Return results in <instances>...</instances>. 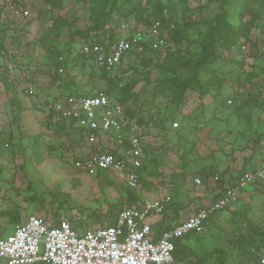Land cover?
<instances>
[{"label":"rangeland","instance_id":"1","mask_svg":"<svg viewBox=\"0 0 264 264\" xmlns=\"http://www.w3.org/2000/svg\"><path fill=\"white\" fill-rule=\"evenodd\" d=\"M239 1L245 7L242 14L225 0H34L30 18L14 22L12 27L9 22L0 23V51L14 45L18 34L15 29L19 26L30 25L36 33L35 39L25 33L26 38L15 46L20 59L28 61L21 66L28 68L31 79L13 84L0 77V113L6 115L2 124V137L6 139L0 140V236L12 234L14 224L30 214L41 215L48 223L68 218L83 231L111 224L119 207L126 205L125 182L115 173L101 171L97 176H88L75 169L72 151L63 143L73 139L83 144L78 128L70 130L67 140L35 115L38 123L43 121L45 126L39 127L40 133L25 119L23 130H18L16 122L21 109L17 104L22 99L27 105L22 110L41 113L49 98L60 90L83 94L104 88L106 81L99 78L90 63L81 68L79 56H71L73 44L83 39V32L97 26L117 27L127 17L142 22L160 19V5L173 9L165 27L171 47L164 57L154 53L150 65L137 72L135 85L139 95L137 110L146 117L157 115L158 123L163 124V128L160 125L154 129L159 134L151 139L154 151L147 165L150 189L145 188L147 193L144 192L153 197L172 193L179 210H186L194 200L201 199L211 187L206 175H216L217 171L215 166L203 164L208 152L214 147L226 149V144H236L238 133L235 127L220 132L217 138L208 137L210 127L225 129L224 117L235 108L242 124L249 119L247 124L252 128L258 125L255 120L260 113L264 114V102L259 100L264 90V55L259 53L264 45V0ZM225 9L233 25L260 15L250 34L254 38L243 43L250 44L248 49L243 50V44L217 46L216 42L211 64L200 72L206 92L200 94L196 85L191 86L195 83L171 87L170 82L177 75L183 79L191 76L186 70L174 71L176 59L201 56L206 21ZM175 29L179 33L175 34ZM7 30L15 34L9 36ZM175 47L178 52L172 51ZM65 59L68 66L56 64ZM72 60L76 62L74 66L70 65ZM58 66L65 69L62 78H56ZM228 100L232 104H227ZM175 122L179 127L174 128ZM188 176L201 177L204 182L189 186ZM198 201L194 207L201 208L203 203ZM17 213L20 217L14 221ZM257 228L264 229V184L218 213L203 234L186 241L191 249L187 262L172 264H264V236L256 233ZM228 250L231 255L224 258L223 252Z\"/></svg>","mask_w":264,"mask_h":264},{"label":"built area","instance_id":"2","mask_svg":"<svg viewBox=\"0 0 264 264\" xmlns=\"http://www.w3.org/2000/svg\"><path fill=\"white\" fill-rule=\"evenodd\" d=\"M30 15L24 3L0 0V23L7 16L14 22H21ZM78 43L80 46L74 45L73 56H84L97 74L103 71L109 77H116L118 88L127 79L125 69L139 64L147 50L159 52L164 57L171 47L159 19L149 22L134 18L122 20L115 29L92 31L88 39ZM242 48L246 50V46ZM259 53L264 55V46ZM0 55V77L13 84L31 79L30 73H21L20 56L15 48L3 49ZM58 71L63 73L65 69L60 67ZM29 88L33 93V87ZM77 92L60 91L44 105L52 124L71 122L87 140L89 149L74 158L75 169L91 176L101 171L115 173L129 189H142L144 147L151 134L156 133L154 124L140 123L138 115H128L126 106L104 88L95 90V94ZM231 103L228 100V104ZM173 126L177 128L179 123ZM195 183L199 185L202 181L196 178ZM259 184H264V157H259L255 169L244 171L233 185L221 189L207 206L161 232L152 219L164 214L173 200L171 193L123 208L113 225L83 231L77 230L68 218L52 225L41 215L30 214L14 226L12 234L0 236V264H172L179 240L190 233L204 232L205 222L212 215L230 207L249 187Z\"/></svg>","mask_w":264,"mask_h":264},{"label":"trees","instance_id":"3","mask_svg":"<svg viewBox=\"0 0 264 264\" xmlns=\"http://www.w3.org/2000/svg\"><path fill=\"white\" fill-rule=\"evenodd\" d=\"M225 2L230 3L231 6H235L236 8L235 7H233V8H235L236 13L242 14L244 12L243 10L245 9V7L242 3H240L239 0H225ZM159 10L161 13L159 20L161 21L162 31L165 33V35L167 36V38L170 41V37L168 36V33L165 32V27L168 23H170L171 17L169 16V13H172L173 9L168 7V5H160ZM229 16H230L229 11H227L225 9V11L223 13H219V14L215 15L213 18L208 19L206 21L207 30H206V33H205L203 39H202L204 47H203V52H202L201 56L200 57H190V58H184V57L182 58L181 57V58L176 59V61L174 62V71L175 72H179L182 70L189 71L191 73L190 78L183 79L180 77V75H177V77H175V79H173L170 82L171 87L178 88L179 86H183L182 84H184V83H187V84L195 83L191 86L196 85L198 87L197 91L200 94L205 93L206 88L203 87V84L200 80V72L204 67L211 64V62L213 60L212 56L216 53L215 50L212 49V47L215 46L216 42H217V44H216L217 46H225L226 44H236L237 46H241L243 43H245L249 39L254 38L253 35H250V34H251L252 29L257 26L258 18L260 17L259 14H254L253 16H251L248 19V21L240 22L237 25H233L229 21ZM128 19H131V18L127 17L124 20H128ZM135 19L139 22H142L140 19H137V18H135ZM155 19H158V18H155ZM149 21H150V19L145 21V22H149ZM106 28H114L115 29L116 26H114V25L111 27L106 26L104 28L102 26H97L90 31L87 30V31L83 32V36H84L83 39H88L90 36V33L92 31H102V30L104 31V30H106ZM174 31H176L175 34L179 33V30H177V29H175ZM174 31H172V32H174ZM171 38L178 41L177 36L172 35ZM79 41L80 40L76 41V43L73 44V46L78 44ZM249 45L250 44H243L241 47L246 46V49H248ZM73 49H74V47H73ZM175 50L177 52L179 51V49L178 48L176 49V47L172 51L175 52ZM154 53H159V52H153L150 49L147 50V52L145 53L144 57L141 59V62L139 64H132L125 69V73L127 74V79L125 81H123V86L121 88H118L119 81L116 79V77H111V76L109 77L107 75V73L103 72V71H102V73L98 74V76L101 80L106 79L104 90L106 92H108L109 94H115L116 95L117 99L122 104H124L126 106V111H127L128 115H130V116L138 115L140 123H143V124L152 123V124H154L155 129H156L160 125H161V128H163L162 121L160 123H158L160 120H159L157 115L153 114L151 116L146 117V116H144L143 113H140L139 110H137L136 99L139 97V95L135 91L136 81L138 80L136 77V74L138 71H141L142 69H144L145 67L150 65V63L152 62V57H153ZM71 56H73V54ZM66 59H67V57H66ZM66 59L60 63L57 61L56 64L60 65V66H62V65L68 66L67 62H65ZM71 59H73V58L71 57ZM79 59H80V61L83 62V63H81L82 64L81 68H84L85 64L86 63L88 64L87 59L82 55H79ZM74 60H76V59H74ZM74 60H72V63L70 64L71 66L75 65L76 62H74ZM59 68L60 67L58 66L56 69V72H55L56 78H62L61 76L63 75L62 73H60L58 71ZM92 69L96 72L94 67H92ZM95 93L96 92H94L92 94H95ZM67 123H68V125H74L71 122L69 123V122L63 121V122L59 123L57 126L63 127ZM158 134L159 133L156 132L154 136H156ZM153 149H154V147H151V141L144 148L145 153H146L145 158L147 161H146V163H144L143 167L141 168V171L143 170V172H145L147 170L148 161L151 160V152L154 151ZM243 172L244 171L240 172V174ZM141 179H142L144 188H146L147 190L150 189L148 187L149 181H147L146 178H144V177H142ZM217 183H219V185L223 186L220 178L217 180ZM262 185L263 184H259L257 187L251 189L250 191H255L259 186H262ZM125 189L127 191V197H126V203H125L126 205L119 207L118 211L116 212L115 217L118 215V212L120 210H122L123 208H129V207L136 206L139 204V202L141 200H143V194L142 193H140L138 191H133V190L129 189L127 186ZM171 204H169L167 206L166 210L172 206ZM221 211L216 212L214 215H212L205 222V228L208 226V224H210L212 222L213 218L218 213H220ZM19 217H20V213H17L14 221L19 219ZM62 219L63 218L55 219L54 221H52V225L58 224ZM114 222L115 221H113L111 224L101 225V226L113 225ZM18 223H21V221L15 223L14 226ZM75 228L80 231V229L77 227V225L75 226ZM160 229H166V227H162ZM203 233L204 232H202V233H190L185 238L179 240L176 243V250L174 252V262H176V261L177 262H185V261L187 262L190 254H191L190 253L191 249H190L189 245L186 243V241L192 239L193 237H197ZM256 233L261 235V237H263L264 236V229L257 228ZM230 255H231V250L223 252L224 258L230 257Z\"/></svg>","mask_w":264,"mask_h":264},{"label":"crops","instance_id":"4","mask_svg":"<svg viewBox=\"0 0 264 264\" xmlns=\"http://www.w3.org/2000/svg\"><path fill=\"white\" fill-rule=\"evenodd\" d=\"M17 1L24 3L31 11V2H33L34 0H17ZM7 22H9L8 25H10L11 27L14 24V21L11 20L8 16H7V19L1 23H7ZM26 26H23V27L19 26L18 28L15 29L18 32V34H17V37H15V42L13 40L14 45L10 44L15 49H16V47H15L16 43L18 46L19 45L18 42L20 43L21 38L22 39L26 38V36H24L25 33H26V35H28V37L30 39L36 38V33L32 32V27L30 25H26ZM21 28L22 29L24 28V29L22 30ZM7 33H8V30H7ZM8 34H9V36H13L15 33H12V31H11ZM10 38L13 39V37H10ZM19 56L21 58L20 53H19ZM22 60L23 59H20L21 65H23V64L26 65L28 63L27 60H23V61ZM21 68H22L23 72H28V73L30 72V71H27L28 68L23 69L22 66H21ZM60 91H58L57 93H59ZM57 93H55L52 97H54ZM22 95L25 97V95L23 93H22ZM33 97H35V96H33ZM52 97L49 98V100H51ZM46 100H48V99H46ZM46 100H44L43 102H46ZM259 100L261 102H264V90H263V97H262V99H259ZM20 102L22 103V105L20 104ZM20 102L17 104V108L21 109V111H20L21 116L19 119H17L18 122H16V123H18V125H17L18 130H23L22 128L25 125L23 122L24 119L29 124H31L32 129L39 128L41 125L47 124V125H49V128L52 129V131L54 130L57 133L63 134L64 136L62 138H67V140L70 138V130L72 128L76 127L79 129V127H77L76 125H68V123L65 126H63L64 128L61 126L54 125L48 120L46 113L44 112L45 110L44 111L41 110V113L40 112L39 113H37V112L32 113L31 110H27V109L22 110L21 107L22 106L27 107V105L25 104V101H22V99H20ZM227 104H228V102H227ZM13 107H15V105L12 106V108ZM262 107H264V106H262ZM6 110L7 109L5 107V111ZM236 110L238 111V108L237 109L235 108L234 112ZM234 112L229 113L226 117H224L225 121L227 122L225 129L215 130V128L212 126V127H210L211 131L209 130L207 133L208 137L217 138L218 136H220L219 135L220 132L225 131V130H230V129L234 130L235 127H236V131L238 132L237 138H236V144H232V143H229V145L226 144L225 145L226 149L221 148L219 146L214 147L213 149H211L208 152L209 157L203 161V164L206 167L210 165V166H215V168L217 169L216 175L207 176L205 173L206 178H208L209 184L211 185L210 189L206 193L201 195L202 196L201 199L198 198L196 201L194 200L193 204H191L189 206V208H187L186 210L177 209L178 206L176 204H174V202H178V201H177V199H174L173 194L171 193L172 197H173V200L171 203L173 204V206H171L169 209H167L164 212V214L161 215L160 217L152 219V221L154 222L153 223L154 226L156 227V229H158L159 232L164 230V229H160V228H162V227L168 228L172 225V223L183 220L187 216H189L191 213L207 206L211 201L216 199V197L219 195V191L221 189H224L225 187L231 186L232 184H234V182H235L237 176L240 174V172L255 169L258 165L259 157H264V114H263V112H261L259 117L256 118L257 120H255V121L258 123V125H256L255 128H252V127H250L249 124H247L249 119L247 120L246 124L245 123L242 124L241 118L239 116V112L238 113H234ZM29 113H31V115ZM35 115H37L38 117H41L44 120V123H43V121L38 123V120H36V117L34 118ZM5 116L6 115H3L0 113V118H2V120L0 119V140L6 139V138L2 137V132H3L2 124L4 122L3 120L5 119L4 118ZM247 118H249V116ZM28 119H29V121H28ZM213 119H215V118H213ZM219 119H220V117H219ZM219 119H216V120L219 121ZM236 124H237V126H235ZM205 126L209 127V125H207V124H205ZM44 127L41 126V128H44ZM41 130L42 129L39 128L37 132L40 133ZM79 131H80V129H79ZM80 133H81V131H80ZM154 135H155V132L152 133L151 136L149 137L148 142L146 143V146L150 141H152L151 139L154 137ZM9 136H10V134H9ZM9 136L7 139H9ZM81 136H82V139H84L83 144H80V142H76L73 139H70L71 141L69 140V142L63 143L65 145L64 147H67L66 146L67 143L69 144V147H70L69 149L72 151V157L73 158L81 155L82 153H84V151L89 149L87 140L83 137L82 133H81ZM1 137H2V139H1ZM215 141L217 142V140H215ZM213 144H216V143L213 142ZM219 148L221 150L216 151ZM146 161H147L146 158H144L143 165H144V163H146ZM82 174H84V173H82ZM148 174H149L148 169L145 172H143V170H142L141 171V178L144 177V178H146L147 181L148 180L150 181V178H148ZM85 175H88V174H85ZM88 176H91V175H88ZM196 178H200L202 183L204 182V180L201 177L197 176L194 179H191L190 176H188L189 186L198 185L195 183ZM219 178L221 179V183L223 184V186H221L217 183V180ZM201 184H199V185H201ZM142 185H143V182H142ZM255 187H257V186L255 185V186L248 188L246 190V192L250 191L251 189H253ZM144 191L146 192V189L144 188V185H143L142 189L138 190V192L143 194V199L158 198V196H156V197L146 196ZM166 193L167 192H165L164 195ZM160 196H163V195H160ZM203 196H206L205 199H203L204 198ZM198 200H200V202L203 203V206L201 208L194 207L195 203L199 202Z\"/></svg>","mask_w":264,"mask_h":264}]
</instances>
